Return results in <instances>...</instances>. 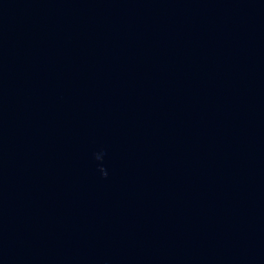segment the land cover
Returning a JSON list of instances; mask_svg holds the SVG:
<instances>
[{
    "label": "water",
    "instance_id": "water-1",
    "mask_svg": "<svg viewBox=\"0 0 264 264\" xmlns=\"http://www.w3.org/2000/svg\"><path fill=\"white\" fill-rule=\"evenodd\" d=\"M0 264H264V0H0Z\"/></svg>",
    "mask_w": 264,
    "mask_h": 264
}]
</instances>
